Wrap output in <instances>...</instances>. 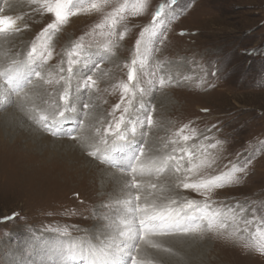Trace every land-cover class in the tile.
I'll use <instances>...</instances> for the list:
<instances>
[{"label": "rangeland", "instance_id": "374dc122", "mask_svg": "<svg viewBox=\"0 0 264 264\" xmlns=\"http://www.w3.org/2000/svg\"><path fill=\"white\" fill-rule=\"evenodd\" d=\"M203 1L175 0L173 4L171 0H149L145 12L127 16L118 31L127 26L128 33L115 48V54L103 61L98 56L93 57L102 72L94 77L100 91L94 92L88 101L94 108L85 120V134H92L88 125L99 126L100 121L106 125L109 121V113L120 99V92L114 86L127 80L126 65L132 58L135 41L163 3L166 5L167 39L154 59L165 62L166 71L176 82L155 92L148 90L142 98L137 97L140 104L155 105L153 116L156 125L149 132L148 144L162 153L165 151L163 145L172 138V133L189 124L198 132L196 139L188 142L190 145L205 142V135L211 138L205 143L220 141V146L213 150L220 157L214 173L222 170L224 165L231 167L230 161L243 165L246 159H251L241 182L216 190L211 199L218 204H246L249 216L253 208L259 215L264 210V114L258 109L236 112L234 104L228 101L229 91L223 88V81L229 78L249 79V85L254 82L253 85L264 86V57L255 58L238 50V44L244 45L245 52L252 45L262 46L264 34L261 38L257 33L243 31L226 38V34L218 31L227 25L231 30H239L245 23L251 25L249 23L255 16H259L256 22L264 18V0H206L212 5V14H224L225 21L230 20L227 24L220 23L221 19L212 22L213 31L207 33L210 36L208 42L221 45L225 39H231L232 45L236 46L232 50L225 46H220L219 50L213 47L209 62L197 64L195 60H200L201 56H195L193 49L190 51L173 41L177 33L173 34L171 28L191 10L208 12V7L200 5ZM122 2L111 0L105 12ZM35 8L29 0L1 1L0 15L21 17L18 21L21 30L7 39L0 36V66H6L12 59H23L30 49L32 37L53 19L50 14ZM173 12L179 15L169 22L167 13ZM102 19L103 13L72 17L53 39L54 55L46 66L47 70L55 72L62 53L81 36L91 32ZM192 36L184 37L190 43ZM85 39L87 41L89 37L85 36ZM93 40L101 44L105 42L104 37L98 34ZM230 64H234L233 69H228ZM80 72L84 75L89 69H81ZM38 83L34 80V84ZM5 88L7 85L0 80V101L4 99ZM54 88L58 90L59 86L45 85L37 89L39 97L33 101L36 108L45 107L47 93L53 92ZM26 91L31 93L33 88ZM74 95L84 97L83 93ZM8 96L12 102L0 108V264L59 262L63 257L54 250L71 240L80 238L98 243L109 236L115 237L118 221L124 216L123 207L116 202L126 198L124 182L127 177L88 155L92 149L82 148L79 141L67 135L52 137L43 132L20 110L19 98L14 94ZM76 107L78 111L64 126L67 131L76 129L81 119V104L77 103ZM8 113L10 116L7 117ZM131 115L134 119L143 116L138 104ZM141 139L137 133L136 142ZM174 194L203 200L193 190L176 189ZM65 229L67 235L64 234ZM156 242L162 247L144 250L156 264H264V255L214 233H206L202 237H157Z\"/></svg>", "mask_w": 264, "mask_h": 264}, {"label": "snow or ice", "instance_id": "6c2138e0", "mask_svg": "<svg viewBox=\"0 0 264 264\" xmlns=\"http://www.w3.org/2000/svg\"><path fill=\"white\" fill-rule=\"evenodd\" d=\"M171 2L174 4L175 0ZM29 3L36 6V11L50 14L53 19L31 42L23 59H12L6 66H0V80L7 85L3 89L4 99L14 94L19 98L20 110L43 132L52 137L67 135L79 141L82 148L92 149L88 155L127 177L124 182L126 198L116 202L124 211L116 236L98 243L80 238L71 240L54 250L63 258L59 262L49 260L47 264H156L144 250L161 248L157 237H202L206 233L233 240L245 249H254L264 255V210L257 215V209L253 208L249 216L246 204H218L211 199L216 190L239 184L251 159H246L243 165L230 161L231 167L224 165L214 173L220 157L213 150L220 146V141L205 143L211 139L205 135V142L190 145L188 142L195 140L198 132L189 124L172 133L162 153L148 144L149 132L156 125L155 105L140 104L137 97L142 98L148 90L155 92L176 82L166 71L165 62L154 59L167 39L166 5H159L152 22L142 29L135 41L132 58L126 65L127 80L114 86L120 92V99L109 113V121L106 125L103 121L99 126L88 125L92 134L86 135L85 120L94 108L88 101L94 92L100 91L94 77L102 72L93 57L98 56L103 61L115 54V48L128 33L127 26L122 31H118V27L129 14L138 16L145 12L149 0L131 3L123 0L107 12L105 9L111 5V0H29ZM91 13H103V19L62 53L55 72L47 70L54 55V37L72 17ZM178 15L167 13L169 22ZM20 19L19 16L0 15V36L7 39L20 32ZM97 34L104 37V43L94 42ZM85 36L89 37L87 41ZM85 68L89 72L81 75L80 70ZM34 80L39 83L34 84ZM45 85L59 88L47 93L45 107L39 109L33 101L39 97L37 89ZM29 87L33 88L31 93L26 91ZM74 93H83L86 98ZM77 103L81 104V119L76 129L67 131L64 126L78 111ZM137 104L143 116L134 119L131 113ZM137 133L142 137L139 142L135 140ZM176 189L193 190L203 200L177 196ZM64 234H68L67 229Z\"/></svg>", "mask_w": 264, "mask_h": 264}, {"label": "crops", "instance_id": "0c3cea01", "mask_svg": "<svg viewBox=\"0 0 264 264\" xmlns=\"http://www.w3.org/2000/svg\"><path fill=\"white\" fill-rule=\"evenodd\" d=\"M200 5L208 7V12H206V10L201 12L198 9H194L189 11L188 13H185V15H183L178 21L174 23L171 31H173V34L177 33V35L173 36L175 37L173 41L176 40L181 47L188 48L189 50L193 49L195 56H201L200 60H195L197 64L200 62L202 64H206L209 62V57H211L212 55L210 49L214 47L216 50H219V48H221L220 46H225V48H229L232 50V48L236 46V44L232 45V41H230L231 39H225V41H223L221 45L215 43L213 45L211 42H208L210 36L207 33L213 31L211 30L212 22H217L218 19H221L219 21L220 23L227 24L230 22V20L225 21V18H223L224 14H212V5L209 1L206 2V0H204ZM216 6L217 4L213 7ZM257 18H259V16H255L254 20L250 21L249 24L251 25H247V23L243 22L245 24L240 26L239 30H237L236 28L234 30H231V27L228 25L221 26V29L218 31V33L226 34V38H228L230 35L246 31L257 33L262 38V33L264 34V18L256 22ZM181 32L184 34L181 35ZM188 34L193 35L192 37H190V43H188L187 39L184 37ZM241 45L238 44V46L240 47L238 50H240L241 53L250 55L255 58L262 59L264 57V44L260 47H253L254 45H252L247 52H245L244 50V45ZM235 53H237V51H235ZM180 55L181 52H179V56ZM228 66V69H233L234 64H230ZM248 82H250L249 79H247L246 81H242L234 78H229L223 81V83H225L223 85V88H226L227 91H229L228 101L234 104L236 112L244 110L254 111L258 109L261 110L264 114V86L253 85L254 82L249 85L247 84Z\"/></svg>", "mask_w": 264, "mask_h": 264}, {"label": "bare ground", "instance_id": "6f19581e", "mask_svg": "<svg viewBox=\"0 0 264 264\" xmlns=\"http://www.w3.org/2000/svg\"><path fill=\"white\" fill-rule=\"evenodd\" d=\"M1 1H2V0H0V3H1ZM67 30H68V29H67ZM36 36H37V35H35V36L32 37V41L35 39ZM32 41H31V42H32ZM9 98H11V97L8 96V99H9ZM8 99H7V100H5V99H1V100H3V101H0V108H4V107H6V106L9 104V103H8ZM8 116H10V113L7 114V117H8Z\"/></svg>", "mask_w": 264, "mask_h": 264}]
</instances>
